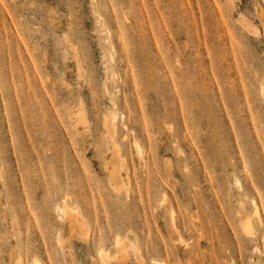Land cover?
<instances>
[{"label":"rangeland","instance_id":"rangeland-1","mask_svg":"<svg viewBox=\"0 0 264 264\" xmlns=\"http://www.w3.org/2000/svg\"><path fill=\"white\" fill-rule=\"evenodd\" d=\"M224 3L0 0V264H264V0Z\"/></svg>","mask_w":264,"mask_h":264},{"label":"bare ground","instance_id":"bare-ground-1","mask_svg":"<svg viewBox=\"0 0 264 264\" xmlns=\"http://www.w3.org/2000/svg\"><path fill=\"white\" fill-rule=\"evenodd\" d=\"M226 3V4H225ZM225 3H224V5H227V7H230L232 4H231V0H225ZM105 121H104V126H105V128L108 130V133H110V134H112V133H114V132H112L113 131V125H115V124H113L114 123V119H115V116L113 115V116H111L109 119H107L106 117H105ZM116 127V126H115ZM114 127V128H115ZM114 131H115V129H114ZM109 135V134H108ZM112 137V136H111ZM113 138V137H112ZM111 139V138H110ZM112 142V141H111ZM116 146V145H115ZM137 146V145H136ZM112 156V155H111ZM114 156V155H113ZM118 158V157H117ZM112 160H114V159H112ZM118 160V159H117ZM109 161V160H108ZM107 161V162H108ZM106 162V163H107ZM110 162V161H109ZM122 162V161H121ZM115 163V164H114ZM110 164V163H109ZM114 164V165H113ZM113 164L111 163L110 165H109V167L107 166V168H109V170H110V174L112 175V178H113V180L115 181V182H120V178H121V174H120V168H119V164H118V161H114L113 162ZM108 170V169H107ZM109 177V176H108ZM111 177V176H110ZM111 180V179H110ZM122 180V179H121ZM113 181V182H114ZM122 183V182H121ZM114 185V184H113ZM112 185V186H113ZM121 185V184H120ZM114 187V186H113ZM120 187V186H119ZM170 206V205H169ZM252 206H253V217L255 218V222L257 223V224H260V217H259V215H258V208H257V206H256V204H255V202H253L252 201ZM167 208H169V207H167ZM169 210H170V212H171V208H169ZM173 211V210H172ZM59 213L61 214V216L66 220V222H67V224L69 225V234L71 233V234H74L75 232L77 233H79V231L80 232H82V234H83V236L85 235V231H86V229H85V226H84V222L82 221V219H78V217H76V214H75V211H73V210H71L70 208H68L65 204L64 205H62V207H60L59 208ZM171 215V214H170ZM243 226H241L242 227V229L244 230L243 232H246L247 234H250L251 233V224H250V222L248 221V220H245L244 221V223L242 224ZM66 239V238H65ZM59 241V240H58ZM118 241V240H117ZM60 242V241H59ZM62 242V241H61ZM60 242V243H61ZM65 242H66V240H65ZM70 242V241H69ZM116 242V241H115ZM67 243L68 242H66V247L65 248H68L67 247ZM118 243H120V241H118ZM122 243V242H121ZM120 243V244H121ZM59 245H61V247H62V245L63 244H59ZM117 247V246H116ZM62 248H64V247H62ZM100 250V249H99ZM122 252V251H121ZM105 253V252H104ZM101 254V256L102 257H105V255H103L102 253H100V251H99V255ZM106 254V253H105ZM121 254H123V253H121ZM108 256V255H107ZM106 259V258H105ZM104 259V260H105ZM122 264V263H121Z\"/></svg>","mask_w":264,"mask_h":264}]
</instances>
